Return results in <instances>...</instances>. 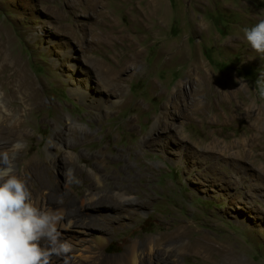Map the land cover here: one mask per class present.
<instances>
[{
	"label": "rangeland",
	"instance_id": "374dc122",
	"mask_svg": "<svg viewBox=\"0 0 264 264\" xmlns=\"http://www.w3.org/2000/svg\"><path fill=\"white\" fill-rule=\"evenodd\" d=\"M162 3L165 19L150 27L137 22L142 0H103L96 7L89 0H0V95L1 84L16 91L8 103L3 101L0 152L20 143L18 151L11 152L19 176L21 159L48 160L50 152L66 156L73 151L82 176L92 179L95 169L101 179L94 193L123 192L133 202L122 208L131 215L97 229L105 244L89 230L59 228L70 247L50 256L49 264L107 262L122 253L129 240L159 237L181 223L190 224L194 236L216 253H231L229 257L245 264H264V97L258 95L264 85V56L248 47L242 33L264 18V0ZM127 38H135L142 56L136 66L120 69ZM169 44L182 45L188 62L165 52ZM196 57L217 80L244 83L243 93L232 99L244 95L262 110L263 141L255 152L246 145L249 158H241L231 145L251 136V119L230 110L232 102L220 100L214 108L211 94L186 78ZM182 81L183 88L176 91ZM29 93L35 99L32 104L26 100ZM197 105L203 109L195 111ZM168 107L171 114L166 118ZM18 120L25 122L23 131L16 128ZM55 131L69 142V149L54 138ZM6 132L13 135L11 141ZM48 143L53 144L51 151ZM64 176L59 170L61 182ZM32 181L37 183L26 181L31 191ZM82 185H73L72 197L87 193ZM38 205L51 207L46 201ZM105 207L108 215H119ZM81 212L92 213V208ZM177 258L183 264L198 262L191 253Z\"/></svg>",
	"mask_w": 264,
	"mask_h": 264
},
{
	"label": "bare ground",
	"instance_id": "6f19581e",
	"mask_svg": "<svg viewBox=\"0 0 264 264\" xmlns=\"http://www.w3.org/2000/svg\"><path fill=\"white\" fill-rule=\"evenodd\" d=\"M89 1L95 4L93 5L94 7H96L99 4L102 5V2H103V0H89ZM142 1H144V5L140 9V12H139L140 15L138 16V19H137L138 23H142L145 26L152 27L153 24L159 23V21H161L160 19H163V20L165 19L164 16L166 12L162 8L163 7L162 0H142ZM197 24L200 26V22H198ZM135 38H127V42H126L127 49L125 51L123 50L124 53L121 57L120 69H127L130 66H136V64L140 62L139 60L142 56V50L139 49L138 43L135 40ZM170 46L172 49L169 48L167 50L165 48L166 49L165 52L167 51L170 54H172L171 52L177 54L178 56L177 60H179L180 63L183 60H187L186 51L182 45L179 44L177 47L173 46L175 47L174 51H173L172 45ZM163 47L165 46H162L161 51L164 50ZM171 59H172L171 57L167 58L165 60V63H167L168 65V62ZM174 61L176 62V60ZM176 64H178V62ZM186 73H187L186 78L188 80H192L196 84L197 87H203L204 88L202 89L203 92L211 94L212 97L210 99V102L214 108H216L215 104H217L220 100L226 101L228 103L232 102L233 106L230 108V110L234 109L238 114L240 115L245 114L247 117L251 119L252 127H253V132L251 133V136L245 139H240L237 143H234V145H231V147L233 148L235 147L238 149V152L240 153L241 158H244V157L249 158L245 154L246 151L244 150L246 145H248L250 151L253 152L257 147L261 146V143L263 141L262 139L263 132H261L260 130L262 110L260 108H255L257 106L255 105V102L253 100L247 99L244 95L240 98L239 96H237L238 99L236 100L232 99L233 97L235 98L236 95H238L239 93L243 91L242 89L244 88V83L241 82L240 80H237V85H233L231 83L230 78H227V80H217L216 77L212 76L206 70H204L202 61L199 60L197 57L190 62L188 68L186 69ZM27 84H31V83L28 82ZM179 84L180 86L177 87L176 91H179L184 86L183 81ZM1 88H2V93L0 95V98H1L0 100V119L4 117L3 112H4L5 103L3 101L7 102L9 98L15 96L16 94V91L9 85L1 84ZM195 91L198 92L200 90L196 88ZM214 93H217L216 97L213 96ZM32 96L33 94H30L28 95L26 99L31 104L35 100L34 98H32ZM179 97L181 98V96ZM176 98L178 97L176 96ZM173 103L171 101H167L166 105L171 107ZM9 106L15 107L12 105V102H9ZM170 107L164 109L163 113L166 118L168 117L169 114H171V112H169ZM34 109L35 108H33V110ZM198 109H203V108L202 106H200L199 108V106L197 105V107L195 108V111H197ZM24 124H25L24 121L18 120L16 123V128L19 130L20 129L22 130ZM74 126L76 127V129H81V130L83 127V126L81 127L80 124L78 125L75 122H74ZM0 131H4V129L0 128ZM6 138L8 139V141H11V139L13 138V135L10 134L9 132L6 134ZM54 138L59 140L63 148L69 149V142L66 140L64 141L62 140L61 134L59 133V131H55ZM19 144L20 143L16 144L17 150L12 152V154H15V152L18 151ZM47 147H48V150L51 151L53 144L48 143ZM74 154L75 153L73 151H68L67 155L63 156L62 153L58 151L54 154L50 152L49 154L50 156L48 160L39 159L34 156H31L30 158H27V159H21L18 163L20 167L22 168L23 172H21L19 176L25 181L31 178L37 181V183L32 181L34 189L33 191L29 190L32 196V200L37 206H39L38 204L41 203L42 201H46V204H48V206H51V208H62L64 213L70 212L68 214V216L70 215V217L67 220H65V222L62 223L59 228L70 229L76 226L78 230H81L82 232L83 231L86 232L87 230H89V234H93L94 238L99 243L105 244L104 237L101 234L97 233V229L104 230L107 223L111 224L117 221L119 218H125L131 215L132 213H130L129 211H126L125 209L122 210V208L124 207V205H130L133 202L130 201V197L127 196L123 192L115 193L111 190H108L107 192L102 193L100 196L98 193H94L93 190H96L95 188H98L100 186L101 179L96 174V171H94L95 169L93 170L92 179H90L87 176H82L81 170L74 163ZM11 159L15 166V159L14 158H11ZM68 167H70L71 169H68ZM59 170L65 175L64 180H62V182L59 180ZM77 181L81 182L84 185L85 190L84 189L83 190L87 191V193L86 194L81 193L77 195L78 197H72L70 193V189L73 188V185L77 183ZM34 183H36L37 185H34ZM58 201H62V203H58ZM77 203H80L81 205L77 206ZM106 205L113 207L112 209H114V211L118 210L117 212L119 213V215L117 216L108 215V213L106 212L109 211V209L105 207ZM87 207L92 208V213L84 214L83 212H81V211L86 210ZM98 210H99V213H98ZM95 211L97 213L93 214V212L95 213ZM193 233L194 232L190 224H183V223L177 224V226L175 225V228H173L169 232H164L163 234H160L159 237H153V236L144 237L140 241L139 240L138 241L129 240V242L125 245L122 253H120L119 255H116L113 258V260L108 258L107 262L105 260L102 262L101 261L98 262L96 260L86 259V262L84 264H112L113 261H114L113 264H147V262H150V261L153 263H157V264H160V263L161 264H183L181 261L179 262V259L177 258V256L184 255L185 253H188V254L191 253L193 254V256L195 255L198 258L197 264H219L220 261L224 262L225 264H245V263H242V261L234 260L231 257H229L231 253L230 254L226 252L216 253L214 248L207 241L202 240L199 236H194Z\"/></svg>",
	"mask_w": 264,
	"mask_h": 264
},
{
	"label": "clouds",
	"instance_id": "9594fccd",
	"mask_svg": "<svg viewBox=\"0 0 264 264\" xmlns=\"http://www.w3.org/2000/svg\"><path fill=\"white\" fill-rule=\"evenodd\" d=\"M242 33L248 47L264 56V18L244 27ZM258 95L264 97V85ZM16 150L13 145L0 152V264H49L50 256L66 253L70 247L59 231L64 211L33 202L11 159Z\"/></svg>",
	"mask_w": 264,
	"mask_h": 264
}]
</instances>
